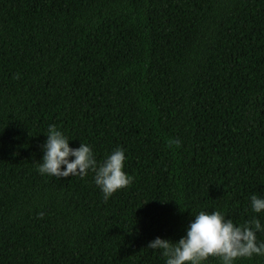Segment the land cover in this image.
Instances as JSON below:
<instances>
[{
	"label": "trees",
	"instance_id": "1",
	"mask_svg": "<svg viewBox=\"0 0 264 264\" xmlns=\"http://www.w3.org/2000/svg\"><path fill=\"white\" fill-rule=\"evenodd\" d=\"M51 125L98 164L123 149L133 182L105 202L91 170L41 175ZM252 194L264 0H0V264H166L148 244L178 243L201 211L264 227Z\"/></svg>",
	"mask_w": 264,
	"mask_h": 264
},
{
	"label": "clouds",
	"instance_id": "2",
	"mask_svg": "<svg viewBox=\"0 0 264 264\" xmlns=\"http://www.w3.org/2000/svg\"><path fill=\"white\" fill-rule=\"evenodd\" d=\"M46 137L42 162L37 166L41 175L58 179L79 176L83 179L91 170L95 173L94 182L101 189L105 202L133 182L134 178L123 171V149H115L103 163L98 164L90 145L81 143L76 149L70 148L68 138L55 125L49 126ZM166 146L179 148L181 141L170 138ZM69 157L73 159L69 161ZM62 166L64 170H61ZM250 202L253 212L264 211V198L252 194ZM43 215L41 212L38 217L43 218ZM260 231H264V227L259 219L254 218L237 226L219 211L211 214L201 211L178 243L156 238L148 244V249L162 250L166 264H204L209 257L218 258L221 264H234L241 258L264 256V242L257 244L256 239V233Z\"/></svg>",
	"mask_w": 264,
	"mask_h": 264
}]
</instances>
